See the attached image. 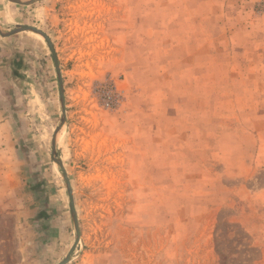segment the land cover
<instances>
[{
	"label": "rangeland",
	"instance_id": "obj_1",
	"mask_svg": "<svg viewBox=\"0 0 264 264\" xmlns=\"http://www.w3.org/2000/svg\"><path fill=\"white\" fill-rule=\"evenodd\" d=\"M16 26L62 78L67 264H264V0H0V107L28 148L0 264H59L58 76Z\"/></svg>",
	"mask_w": 264,
	"mask_h": 264
},
{
	"label": "crops",
	"instance_id": "obj_2",
	"mask_svg": "<svg viewBox=\"0 0 264 264\" xmlns=\"http://www.w3.org/2000/svg\"><path fill=\"white\" fill-rule=\"evenodd\" d=\"M6 40L5 42L10 43L11 39ZM12 116L9 110L0 107V185L9 187L10 192L15 196L16 190L20 184L18 167L22 164V162L19 161L18 152H28V148L22 146L20 150V134L15 130V127H13ZM23 161V164H26V160ZM11 200H14L13 197Z\"/></svg>",
	"mask_w": 264,
	"mask_h": 264
},
{
	"label": "water",
	"instance_id": "obj_3",
	"mask_svg": "<svg viewBox=\"0 0 264 264\" xmlns=\"http://www.w3.org/2000/svg\"><path fill=\"white\" fill-rule=\"evenodd\" d=\"M8 1H11V2L19 4V5L30 6V5H33V4L37 3V2H39V1H43V0H29V1L8 0ZM22 31H31V32H34V33L40 35L41 37H43V39L46 41V43H47V45H48V47H49V49H50V51L52 53V58L54 60V65H55L56 73H57V76H58L62 117L60 119L59 125L55 128V130L53 132V135H52V139H51V155H52L53 161L61 169V172H62V175H63V178H64L65 187L67 189V193H68V197H69V209H70V213H71V217H72V221H73V227H74V231H75V235H76L75 242L72 245L69 253L66 255L65 259L62 262L59 263V264H67L69 262V260H70L72 252L74 251V249L76 248V246L78 244L80 231H79V226H78L77 214H76L75 207H74V199H73L71 185H70V182H69V180L67 178L65 169H64L63 164H62V161L59 160L56 157V135H57L58 130L60 129V127L64 123V118H65L62 78H61V75H60V70H59V66H58V62H57L56 56L54 54L51 42H50L49 38L47 37V35L43 31H41V30H39V29H37L35 27H27V26H16L14 33L22 32Z\"/></svg>",
	"mask_w": 264,
	"mask_h": 264
},
{
	"label": "bare ground",
	"instance_id": "obj_4",
	"mask_svg": "<svg viewBox=\"0 0 264 264\" xmlns=\"http://www.w3.org/2000/svg\"><path fill=\"white\" fill-rule=\"evenodd\" d=\"M0 32H3V31L0 30Z\"/></svg>",
	"mask_w": 264,
	"mask_h": 264
}]
</instances>
